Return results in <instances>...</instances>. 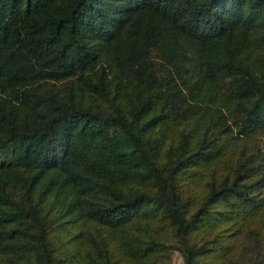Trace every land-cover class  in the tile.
Instances as JSON below:
<instances>
[{"label":"trees","instance_id":"obj_1","mask_svg":"<svg viewBox=\"0 0 264 264\" xmlns=\"http://www.w3.org/2000/svg\"><path fill=\"white\" fill-rule=\"evenodd\" d=\"M0 154V264L261 249L264 0H0Z\"/></svg>","mask_w":264,"mask_h":264},{"label":"rangeland","instance_id":"obj_2","mask_svg":"<svg viewBox=\"0 0 264 264\" xmlns=\"http://www.w3.org/2000/svg\"><path fill=\"white\" fill-rule=\"evenodd\" d=\"M4 156L0 154V159ZM194 180L193 183H187V189L185 191L190 195L198 198L203 188V179L197 174L196 178H192ZM228 231L223 232V242L231 245V249L229 250V254L227 258L223 261V264H232L235 262L236 264L243 263L249 264L252 260L256 261L260 259L264 255V239H259L262 245L261 249L254 248L251 249L252 245H255V239H251L250 236L244 234H237L234 236H226ZM169 237V235L164 234ZM164 239V238H163ZM252 241V243H251ZM166 246L168 248V255H156L153 259V264H183V259L174 248H171V245H174V241H169L168 238L164 239ZM122 261V260H120ZM120 264H130L126 262H120Z\"/></svg>","mask_w":264,"mask_h":264}]
</instances>
